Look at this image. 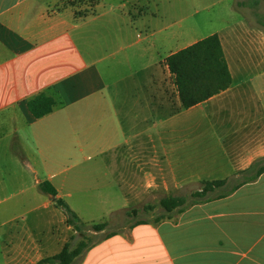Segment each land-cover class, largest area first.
Returning <instances> with one entry per match:
<instances>
[{
  "label": "crops",
  "instance_id": "obj_1",
  "mask_svg": "<svg viewBox=\"0 0 264 264\" xmlns=\"http://www.w3.org/2000/svg\"><path fill=\"white\" fill-rule=\"evenodd\" d=\"M221 1L0 0V264L63 248L56 198L108 227L143 199L208 179L226 190L148 219L126 214L76 264H264V172L248 170L264 157V10L206 34H218L233 77L220 93L182 107L166 63L205 37L190 36L213 26L199 13ZM78 5L89 11L75 15ZM105 46L124 54L99 67ZM40 92L61 103L41 118L27 107ZM45 180L55 196L40 191Z\"/></svg>",
  "mask_w": 264,
  "mask_h": 264
},
{
  "label": "trees",
  "instance_id": "obj_2",
  "mask_svg": "<svg viewBox=\"0 0 264 264\" xmlns=\"http://www.w3.org/2000/svg\"><path fill=\"white\" fill-rule=\"evenodd\" d=\"M169 70L175 77V85L184 108L192 107L208 99L214 94L227 89L233 83V77L227 58L217 33L207 35L194 43H191L166 59ZM59 103L53 96L45 92H40L28 100V109L34 117H43L52 112ZM255 169L251 179H255L262 171L264 172V157L256 160L248 170ZM226 179L203 180L199 190L191 193L193 200L190 203L208 199V194L212 190L221 187L226 183ZM40 191L55 196L57 189L49 180L40 182ZM57 204L63 206L67 216V223L76 229L81 228L83 221L69 209V206L61 198L55 199ZM189 203L187 195H168L159 200V205L166 212L181 208ZM153 207V206H151ZM132 212L137 213L135 209ZM144 222L137 220V223ZM108 221H103L94 225L95 231L105 230ZM110 232L108 234H114ZM88 243L81 240L75 248H71L69 243H65L63 248L50 256H45L34 264H76L84 257V253L91 246L99 242Z\"/></svg>",
  "mask_w": 264,
  "mask_h": 264
},
{
  "label": "rangeland",
  "instance_id": "obj_3",
  "mask_svg": "<svg viewBox=\"0 0 264 264\" xmlns=\"http://www.w3.org/2000/svg\"><path fill=\"white\" fill-rule=\"evenodd\" d=\"M80 0H50V4L53 6L52 8L55 9H63L66 8L69 5H74L78 4ZM240 1L242 0H223L220 3H216L210 10L207 12L201 11L199 13V18L205 15L208 18L212 19V25L213 26H205L204 31L201 33H198L196 35H190L192 38H200L202 36H206L208 32L213 30L214 28H227V27H232L237 25L240 22L245 21V19L249 16L251 11L256 7V12L257 11H263L264 10V5H256L258 1L261 0H243L245 1L243 4H240ZM81 6V5H78ZM196 7H202L200 4H195L190 8V10H195ZM86 11H89L87 7H84L83 5L80 8L76 9L75 15H81L85 13ZM255 13V12H254ZM264 16H262V19ZM247 20V19H246ZM214 27V28H213ZM116 48L113 46H105L101 47L99 49V55L103 58V62L99 63V67H102V63H106L109 61H112V59L115 58L113 55H117L114 52V49ZM167 52V49H164L163 52ZM162 52V56H164L165 53ZM124 53L121 52L118 54L116 59L120 58ZM117 77V76H116ZM113 90L116 89V82L114 83V86L112 87ZM202 184H198L200 186ZM194 186V185H193ZM197 186V185H195ZM226 186L217 188V193H223L226 190ZM193 190V188H192ZM191 189L185 190L189 203L193 200L191 194H190ZM153 206V207H151ZM135 209L137 211V215L132 218V220L135 219H148L151 218V216H156L159 215L161 212H164L163 207L159 205V198L156 199H143L139 203L137 202L136 204H133L129 208H126L124 210H121L118 212L110 222L109 226L105 231L103 232H97L94 229V225L103 221L108 220V217H104L103 219H96L95 221H83V224L81 223V228L76 229L73 225H71V228L68 229L69 223L67 221L61 220V217H63L61 214L57 213L56 216V224L55 228L56 231L55 233H62L64 236L63 238H66V241L69 243L71 248H75L81 240H86L88 243H91L93 241H97L102 236L107 233L109 230L113 229H119L122 228L124 225H126V222L124 221V218H126V214H131L132 210ZM66 215V214H65ZM67 218V216H66ZM116 219H120L118 221H115ZM47 230V228H46Z\"/></svg>",
  "mask_w": 264,
  "mask_h": 264
}]
</instances>
